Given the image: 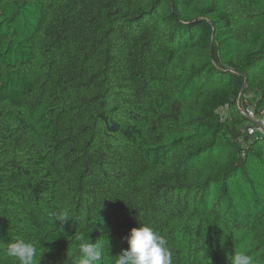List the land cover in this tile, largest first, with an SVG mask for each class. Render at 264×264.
Instances as JSON below:
<instances>
[{
    "label": "trees",
    "instance_id": "1",
    "mask_svg": "<svg viewBox=\"0 0 264 264\" xmlns=\"http://www.w3.org/2000/svg\"><path fill=\"white\" fill-rule=\"evenodd\" d=\"M238 99L264 115V0H0V264L18 236L38 264L101 239L114 264L141 224L171 264H264Z\"/></svg>",
    "mask_w": 264,
    "mask_h": 264
},
{
    "label": "clouds",
    "instance_id": "2",
    "mask_svg": "<svg viewBox=\"0 0 264 264\" xmlns=\"http://www.w3.org/2000/svg\"><path fill=\"white\" fill-rule=\"evenodd\" d=\"M57 220L62 224L70 221L69 211L64 209L59 212ZM141 225L133 228L127 237L129 247L123 249L116 257L109 258L114 259V264H171L166 240L152 227ZM78 248L80 255L75 264H102L105 255L103 239L97 243H81ZM6 251L7 255L16 258L19 264H38L40 260L36 243L21 236L8 243ZM229 261L230 264H257L254 257L243 250L234 251Z\"/></svg>",
    "mask_w": 264,
    "mask_h": 264
},
{
    "label": "built area",
    "instance_id": "3",
    "mask_svg": "<svg viewBox=\"0 0 264 264\" xmlns=\"http://www.w3.org/2000/svg\"><path fill=\"white\" fill-rule=\"evenodd\" d=\"M226 105L225 108H228ZM237 107L247 118V124L245 130L250 135L263 136L264 137V115H258L257 111L252 106H243V101L238 99ZM263 113V112H262Z\"/></svg>",
    "mask_w": 264,
    "mask_h": 264
},
{
    "label": "water",
    "instance_id": "4",
    "mask_svg": "<svg viewBox=\"0 0 264 264\" xmlns=\"http://www.w3.org/2000/svg\"><path fill=\"white\" fill-rule=\"evenodd\" d=\"M246 86H247V82L244 84L242 91L246 88Z\"/></svg>",
    "mask_w": 264,
    "mask_h": 264
}]
</instances>
